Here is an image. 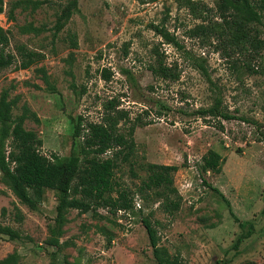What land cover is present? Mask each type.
<instances>
[{"label":"rangeland","instance_id":"rangeland-1","mask_svg":"<svg viewBox=\"0 0 264 264\" xmlns=\"http://www.w3.org/2000/svg\"><path fill=\"white\" fill-rule=\"evenodd\" d=\"M2 1L0 27L9 37L4 52L19 61L22 45L36 53V60L26 69L15 62L2 69L0 94L6 91L16 101L14 116L26 113L23 127L42 139L40 151L68 158L73 120L81 115L84 122L100 121L103 103L114 98L128 112L119 131L136 124V160L178 165L174 185L182 200L173 215L163 212L158 202L137 192L144 170L136 165L133 177L124 165L118 176L133 196L127 210L131 218L104 207L86 213L70 209L54 245L56 192L47 189L31 210L0 172V224L23 235H0V260L15 254L16 264H156L142 224L146 217L160 245L182 264H264V137L259 129L264 127V49L256 57H223L209 40L189 36L201 19L212 17L217 0H188L197 10L184 6V0H78L77 11L57 34L53 25L66 0H38L43 3L35 9L23 0ZM28 25L39 31L24 30ZM152 25L176 35L180 48L164 43ZM162 58L175 79L150 71ZM104 68L112 73L107 79L101 76ZM216 97L237 118L197 112ZM210 149L223 158L220 172L200 170L201 157ZM119 218L129 223H118Z\"/></svg>","mask_w":264,"mask_h":264},{"label":"trees","instance_id":"trees-1","mask_svg":"<svg viewBox=\"0 0 264 264\" xmlns=\"http://www.w3.org/2000/svg\"><path fill=\"white\" fill-rule=\"evenodd\" d=\"M156 1V0H150ZM37 8L43 2L38 0H23ZM141 2H147L141 0ZM183 5L197 10L193 1L184 0ZM207 8V7H204ZM78 9V0H66L56 16L54 34L60 32L71 16ZM214 14L207 21L189 30L190 37H199L214 44L215 50L223 57L246 54L251 57L260 55L264 49V0H217ZM3 11V1L0 0V13ZM206 12V10L204 11ZM164 43L180 48L176 35L166 28L152 25ZM27 31H39L28 25ZM72 47L77 46L76 35L69 36ZM7 32L0 27V71L14 62L16 68L26 69L35 62L36 53L27 51L22 45L17 51L19 61L11 53H5L8 44ZM201 73L210 80L207 69L202 62L196 63ZM150 71L164 79L176 78L171 73L163 58L157 64L150 65ZM252 72L253 68L248 65ZM101 76L107 79L111 76L108 68L102 69ZM16 101L8 99L7 92L0 94V172L4 184L13 192L19 201L31 210H36L47 189L57 194L56 217L51 233L52 242L58 245L61 226L66 221L70 209L81 213L96 210L98 207L116 213L118 209L129 210L133 207V196L129 189L119 181L118 172L127 165L133 177L137 176L136 165L144 170L145 176L140 181L137 192L145 198L158 202V207L168 215H173L180 209L182 197L174 185V176L178 165L143 162L136 160L134 141L135 123L128 126L125 133L119 131V123L128 120V112L119 109L114 98L103 103L101 120L83 121L81 115L73 120L72 147L68 158L48 157L40 151L42 139L33 131L26 130L23 122L26 113L14 116L12 109ZM201 116H212L222 120H231L235 115L222 107V101L216 97L213 104L197 111ZM244 120V119H242ZM264 137V127H259ZM109 154V155H108ZM223 163L222 156L210 149L201 157L202 172H220ZM211 189L223 197V193L208 184ZM151 196V197H150ZM20 219V218H19ZM156 264H182L175 255L169 254L166 247L160 245L156 228L146 217L142 218ZM0 235L10 239H21L19 230L9 225L0 224ZM243 236L238 237L237 243ZM15 254L0 260V264H16Z\"/></svg>","mask_w":264,"mask_h":264},{"label":"built area","instance_id":"built-area-1","mask_svg":"<svg viewBox=\"0 0 264 264\" xmlns=\"http://www.w3.org/2000/svg\"><path fill=\"white\" fill-rule=\"evenodd\" d=\"M135 203H136L137 205H139L137 202H135ZM138 207H139V206H138ZM118 213L121 214L120 216L127 215L129 218H131L130 215H129V213H128V211H126V210H124V209H118V210L116 211V215H117V216H118ZM117 222H118V223H124V222L122 221L121 218H119ZM128 223H129V220H126L124 224L127 225Z\"/></svg>","mask_w":264,"mask_h":264}]
</instances>
